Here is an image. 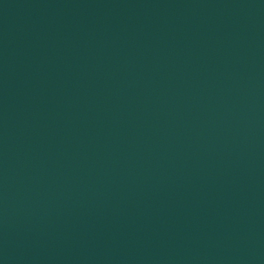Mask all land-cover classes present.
I'll list each match as a JSON object with an SVG mask.
<instances>
[{
  "label": "water",
  "instance_id": "obj_1",
  "mask_svg": "<svg viewBox=\"0 0 264 264\" xmlns=\"http://www.w3.org/2000/svg\"><path fill=\"white\" fill-rule=\"evenodd\" d=\"M0 264H264V0H0Z\"/></svg>",
  "mask_w": 264,
  "mask_h": 264
}]
</instances>
